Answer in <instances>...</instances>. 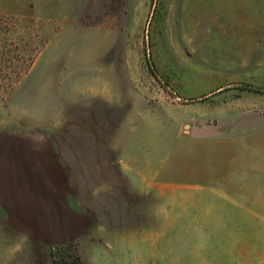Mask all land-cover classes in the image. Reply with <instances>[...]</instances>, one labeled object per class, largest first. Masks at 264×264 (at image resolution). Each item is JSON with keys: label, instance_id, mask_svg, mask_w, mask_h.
Returning <instances> with one entry per match:
<instances>
[{"label": "rangeland", "instance_id": "374dc122", "mask_svg": "<svg viewBox=\"0 0 264 264\" xmlns=\"http://www.w3.org/2000/svg\"><path fill=\"white\" fill-rule=\"evenodd\" d=\"M102 90L127 150L171 177L127 185V264H264V0H0L4 134L72 132L59 108ZM26 226L0 220V264L115 256Z\"/></svg>", "mask_w": 264, "mask_h": 264}, {"label": "crops", "instance_id": "0c3cea01", "mask_svg": "<svg viewBox=\"0 0 264 264\" xmlns=\"http://www.w3.org/2000/svg\"><path fill=\"white\" fill-rule=\"evenodd\" d=\"M70 100L59 109L72 132H35L34 122L8 135L0 127V220L26 223L32 236L106 237L115 256L98 264H127V185L158 189L171 177L142 159L148 150L128 151L117 136L114 96Z\"/></svg>", "mask_w": 264, "mask_h": 264}, {"label": "trees", "instance_id": "16d2710c", "mask_svg": "<svg viewBox=\"0 0 264 264\" xmlns=\"http://www.w3.org/2000/svg\"><path fill=\"white\" fill-rule=\"evenodd\" d=\"M35 39H36V42H34L33 49H32V52L34 53L32 54V57L30 58V62H32L34 54L39 50L41 46L45 44L46 36L42 33L40 35L36 34Z\"/></svg>", "mask_w": 264, "mask_h": 264}]
</instances>
